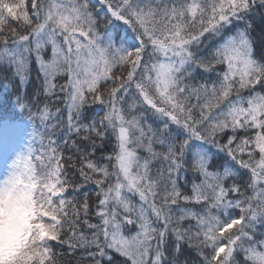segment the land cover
Instances as JSON below:
<instances>
[{
    "label": "snow or ice",
    "instance_id": "1",
    "mask_svg": "<svg viewBox=\"0 0 264 264\" xmlns=\"http://www.w3.org/2000/svg\"><path fill=\"white\" fill-rule=\"evenodd\" d=\"M0 70L8 264H264V0H0Z\"/></svg>",
    "mask_w": 264,
    "mask_h": 264
},
{
    "label": "clouds",
    "instance_id": "2",
    "mask_svg": "<svg viewBox=\"0 0 264 264\" xmlns=\"http://www.w3.org/2000/svg\"><path fill=\"white\" fill-rule=\"evenodd\" d=\"M40 199L37 195L34 201L28 191L0 180V264H8L29 230H35L38 220L44 219Z\"/></svg>",
    "mask_w": 264,
    "mask_h": 264
},
{
    "label": "rangeland",
    "instance_id": "3",
    "mask_svg": "<svg viewBox=\"0 0 264 264\" xmlns=\"http://www.w3.org/2000/svg\"><path fill=\"white\" fill-rule=\"evenodd\" d=\"M29 125L15 121L0 128V176L9 168L17 155L27 151L32 140Z\"/></svg>",
    "mask_w": 264,
    "mask_h": 264
},
{
    "label": "trees",
    "instance_id": "4",
    "mask_svg": "<svg viewBox=\"0 0 264 264\" xmlns=\"http://www.w3.org/2000/svg\"><path fill=\"white\" fill-rule=\"evenodd\" d=\"M5 79H6V72L4 70H0V117L5 116L10 113L9 100L14 95L12 92V85L10 83H5ZM36 83H38V81L36 80L35 65H33L32 82L28 86L29 94L31 93L32 89L35 87ZM12 103L14 104V100L12 101ZM3 121H8V119L5 118L3 120H0V123ZM17 121L27 123L26 118L24 117H21ZM85 190H87V188ZM186 258H188L189 261L191 262L194 259V253L187 252ZM116 264H118V258H117Z\"/></svg>",
    "mask_w": 264,
    "mask_h": 264
}]
</instances>
